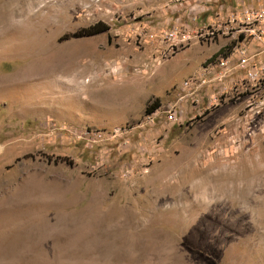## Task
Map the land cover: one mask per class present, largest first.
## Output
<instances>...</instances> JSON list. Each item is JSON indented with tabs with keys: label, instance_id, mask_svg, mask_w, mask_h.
Listing matches in <instances>:
<instances>
[{
	"label": "rangeland",
	"instance_id": "rangeland-1",
	"mask_svg": "<svg viewBox=\"0 0 264 264\" xmlns=\"http://www.w3.org/2000/svg\"><path fill=\"white\" fill-rule=\"evenodd\" d=\"M262 2L0 0V42L30 13L50 12L34 21L50 31L46 41L19 53L0 43V264H264V72L246 77L264 55L243 68L231 57L203 76L221 75L201 90L217 100L165 118L182 79L207 61L236 47L256 54L224 30V16L227 6L238 17L243 4ZM193 15L201 25L220 20L224 33L197 43L218 50L196 61L175 56L182 48L157 70L173 57L153 62L159 35ZM156 70L181 81L160 91L152 120L143 111L119 126L85 122L107 80ZM84 130L115 136L90 144Z\"/></svg>",
	"mask_w": 264,
	"mask_h": 264
},
{
	"label": "built area",
	"instance_id": "built-area-1",
	"mask_svg": "<svg viewBox=\"0 0 264 264\" xmlns=\"http://www.w3.org/2000/svg\"><path fill=\"white\" fill-rule=\"evenodd\" d=\"M239 16L237 17L232 12L224 16L227 19V24L229 22L234 24V27H225V25H223L224 30L226 28L231 32H237L236 35H247L251 39H254L260 44V52L264 55V39L262 37L264 33V2L257 6L252 4H243V7L240 9ZM220 24L222 23H220V20L217 19L213 23L201 25L196 21V16L194 15L190 16L186 21L177 20L176 22H173L170 29L163 31L159 35L160 42L163 43L164 48L159 52V55L153 59V62L159 63L160 61L168 59L177 51L189 46L193 42H212L219 34L223 33V27ZM245 48L246 47L244 46L236 47L232 52L220 54L228 56H220L216 59H211L202 66L200 74L185 77L178 87L179 97L176 103L172 104L167 110H165L166 120L169 122H175L178 119H181L183 112L181 105L183 103H189L191 108H196L197 105L204 100V98H206L208 106L217 100V97H214L213 94H202L201 90L206 83L210 82L213 84L220 82L221 75L214 74V77L207 81H205L204 75L211 73V71H214L217 68L224 69L229 63L231 57L235 55L238 57V64L240 67L243 68L245 66H249L254 54H247V52L244 51ZM146 67L147 66L140 65L134 69V72L139 74L142 71H146ZM262 71L264 72V66L251 65L246 71V77L249 80H256L259 78ZM157 114L158 110L156 109L152 113L146 115L144 121L147 122L152 120L155 116H157ZM129 128V126L118 128V130L116 129L115 131L127 132ZM79 135L83 136V139H85L87 143L93 144L109 140L115 136V133H106L103 130H84L81 131Z\"/></svg>",
	"mask_w": 264,
	"mask_h": 264
},
{
	"label": "crops",
	"instance_id": "crops-1",
	"mask_svg": "<svg viewBox=\"0 0 264 264\" xmlns=\"http://www.w3.org/2000/svg\"><path fill=\"white\" fill-rule=\"evenodd\" d=\"M227 7V12H232V8L230 9L229 6ZM232 10L235 11V9ZM225 27H234V24L229 22ZM236 33L237 32L232 31L230 35L235 36ZM240 36L241 35H236L235 37L239 38ZM242 39L249 52L254 50L253 53H256L254 55H263L259 48L257 49L259 43L253 42V39L247 35H242ZM197 43L200 42L191 43L188 47L183 48L184 50L176 53L175 56L196 55L194 59L197 61L199 60V55H211L215 53L220 46H214L211 53H203V48ZM175 56L164 61L159 65L157 70L168 65ZM157 70L150 76H138L126 71H121V74L117 75L118 77H115L113 80H107L106 95L101 96L99 102L94 104V116L85 119V122L98 127H107L119 126L137 120L143 113L146 103L151 98L159 97L160 91L181 81L176 78V75L158 79L156 76ZM96 83L97 81L95 79L94 84Z\"/></svg>",
	"mask_w": 264,
	"mask_h": 264
},
{
	"label": "bare ground",
	"instance_id": "bare-ground-1",
	"mask_svg": "<svg viewBox=\"0 0 264 264\" xmlns=\"http://www.w3.org/2000/svg\"><path fill=\"white\" fill-rule=\"evenodd\" d=\"M74 1H77V0H74ZM72 5H74V4H72ZM65 9L66 8L64 7L63 10H65ZM71 10H73V6H72V9ZM49 13L50 12L48 11L45 14H41V9H38L35 12L29 14V18H27L25 20V22L22 23L19 26V29H13V28H11V30H10L11 32H10L9 36L6 39H4L3 41L0 42V43H2L4 49L5 50L8 49L9 52H12L13 51L14 53H19V52H23L24 51L23 49H25L29 45L30 46H32V45H38V44L46 41L47 38H48V36H50V34H49L50 31H48L47 29H43L42 27H38L37 26V22H34V21L35 20H38V21L39 20L40 21L41 20H44V21H46V18H47V16H48ZM56 14L58 15V13H56ZM59 20H61V19H59ZM62 21H63V19H62Z\"/></svg>",
	"mask_w": 264,
	"mask_h": 264
},
{
	"label": "trees",
	"instance_id": "trees-1",
	"mask_svg": "<svg viewBox=\"0 0 264 264\" xmlns=\"http://www.w3.org/2000/svg\"><path fill=\"white\" fill-rule=\"evenodd\" d=\"M100 29H97L96 27L95 28H92V29H89L87 31H84L85 34H93V33H96V32H99ZM160 105V101L157 97L153 98L152 101L150 103H148L145 108H144V113L145 115H148L150 113H152L153 111H155Z\"/></svg>",
	"mask_w": 264,
	"mask_h": 264
}]
</instances>
